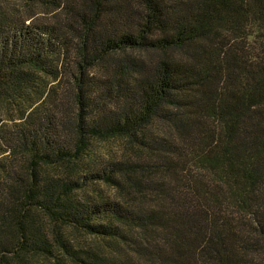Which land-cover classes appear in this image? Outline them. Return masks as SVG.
Here are the masks:
<instances>
[{
    "label": "trees",
    "instance_id": "16d2710c",
    "mask_svg": "<svg viewBox=\"0 0 264 264\" xmlns=\"http://www.w3.org/2000/svg\"><path fill=\"white\" fill-rule=\"evenodd\" d=\"M37 258L264 264V0H0V264Z\"/></svg>",
    "mask_w": 264,
    "mask_h": 264
},
{
    "label": "rangeland",
    "instance_id": "374dc122",
    "mask_svg": "<svg viewBox=\"0 0 264 264\" xmlns=\"http://www.w3.org/2000/svg\"><path fill=\"white\" fill-rule=\"evenodd\" d=\"M49 15V14H48ZM37 17L44 18L46 14L42 11H38L36 14ZM4 114V113H2ZM94 149L96 152L105 155H115L119 156L123 152L130 153L128 150L125 141L121 138H110L108 140L103 141H95ZM99 188H101L105 193H111V190L105 186L100 184ZM65 236L70 240V242L75 246H88L94 243V238L84 232L73 230L67 228L65 230ZM65 264H69L68 260L65 261ZM53 261L49 262L46 259L37 258V264H52Z\"/></svg>",
    "mask_w": 264,
    "mask_h": 264
}]
</instances>
